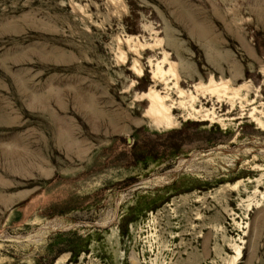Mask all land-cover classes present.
I'll return each instance as SVG.
<instances>
[{
	"label": "rangeland",
	"instance_id": "rangeland-1",
	"mask_svg": "<svg viewBox=\"0 0 264 264\" xmlns=\"http://www.w3.org/2000/svg\"><path fill=\"white\" fill-rule=\"evenodd\" d=\"M163 56L183 89L230 78L242 107L199 96L223 124L174 108L154 130L136 98L166 90ZM253 104L264 0H0V264H223L238 235L236 264H264Z\"/></svg>",
	"mask_w": 264,
	"mask_h": 264
},
{
	"label": "bare ground",
	"instance_id": "bare-ground-1",
	"mask_svg": "<svg viewBox=\"0 0 264 264\" xmlns=\"http://www.w3.org/2000/svg\"><path fill=\"white\" fill-rule=\"evenodd\" d=\"M164 59H166L165 56H163V58L160 61L159 60L156 61L154 63V67L150 68L151 77L154 80L164 81L165 89H166L164 90V93L153 88L152 87L153 85L148 87L147 91L141 92V94L139 95L136 93L138 95V97L136 98L137 101L145 100L148 102V106L146 107V109L144 108L145 110L143 112V116L149 118L147 120L150 121V125L154 130H158L160 128L164 130H169L175 127V125L179 120H177L176 116L173 113L174 108L176 109L178 108L184 111L183 120H188V119H191V121L209 120L211 122H220L223 124L222 118L216 115L215 111L213 110V107H203V106L198 107L195 105V101L199 96L201 97L209 96V98L211 96L215 97V100L217 102L227 103L229 104V106H231V108L236 101H239L240 106L242 107L241 100L244 98L245 93L243 92L241 93L242 86L240 85L233 86L230 78L215 79L212 76H210L209 79L205 82L196 81L192 83L191 89H183L178 85L177 76L174 72L175 70L172 69L171 65H169L167 68L162 67L161 63L164 61ZM149 62L151 64L153 63L150 58H149ZM132 68L138 75L142 73V69L141 67L137 66L136 61L133 64ZM166 74H170L174 77L173 85L172 84L171 85L175 88V92L179 97L177 101L174 100L167 91L169 89V85L166 82L167 80L165 78ZM256 111H259L260 115H257L255 113ZM247 113L252 118V120L256 122L257 127L264 126L263 110H259L256 107V105L253 104ZM196 117H200V118H196ZM237 186H238V181L234 183H229L228 185V187L231 190H234ZM251 205H252L251 202H248L246 204V210H249L251 208L250 207ZM243 242L244 239L240 235H238L237 238L226 240L225 246L231 249L232 253L228 254L223 258V264H236L238 262L239 258L241 257Z\"/></svg>",
	"mask_w": 264,
	"mask_h": 264
}]
</instances>
